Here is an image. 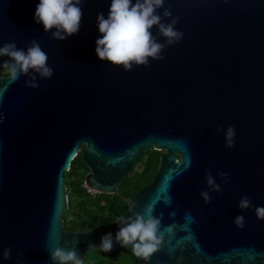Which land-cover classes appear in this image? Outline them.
<instances>
[{"label": "water", "instance_id": "95a60500", "mask_svg": "<svg viewBox=\"0 0 264 264\" xmlns=\"http://www.w3.org/2000/svg\"><path fill=\"white\" fill-rule=\"evenodd\" d=\"M38 3L0 0V47L14 42L26 51L35 39L54 73L36 74L35 89L25 86L29 76L0 77V264H53L55 247H75L82 261L102 251L105 234L64 227V175L81 153L90 169L86 185L114 194L151 150L165 152L124 215L154 202L164 247L147 264H264V220L255 215L264 207V0H165L158 14L169 9L162 22L178 18L183 38L166 45L163 60L130 71L96 55L97 14L107 18L111 0H83L78 34L62 41L35 22ZM151 31L166 43L156 26ZM9 60L0 57V67ZM229 126L236 131L230 149ZM208 171L221 191L206 204L200 193L208 190ZM218 172L228 174L227 184ZM243 196L255 207L239 209ZM237 215L245 217L243 229ZM118 231L110 232L108 253L146 264L115 243Z\"/></svg>", "mask_w": 264, "mask_h": 264}, {"label": "clouds", "instance_id": "9594fccd", "mask_svg": "<svg viewBox=\"0 0 264 264\" xmlns=\"http://www.w3.org/2000/svg\"><path fill=\"white\" fill-rule=\"evenodd\" d=\"M165 0H111L107 18L103 13L97 14V27L102 34L96 40V55L101 61H108L113 66H122L125 71H130L133 66H149V58L163 60L161 55L166 45L179 43L183 33L175 28L178 18H172L170 23H163L164 18L172 16L169 9H164L163 14H158ZM83 0H39L36 6L34 20L42 23L45 32L52 29L51 38L62 41L67 37L78 34L81 25L83 11ZM156 26L158 35L165 38L166 43L157 42V36L153 35L151 29ZM9 57L4 61L3 66L7 69L9 80L17 81L21 76H29L25 86L38 88L37 75L40 78H51L53 69L48 65V55L42 50L40 44L33 39L27 50L18 49L14 42L4 44L0 47V57ZM30 73H34L29 75ZM0 114V122L3 121ZM221 129L218 128L217 132ZM236 131L234 126H229L225 132V147L234 146ZM115 163V161H109ZM191 161L185 167L190 166ZM173 170H170V173ZM222 182L227 184L229 177L226 172H218ZM169 177L165 178V188ZM207 188L201 191L200 196L204 202L210 203L211 192L219 193L220 184H217L211 172L205 175ZM135 207V205L133 206ZM239 209L247 210L255 207L247 197H241ZM255 215L258 219L264 220V207H255ZM194 222L190 215L187 217ZM113 222L119 225V231L115 235V243L121 247H130L132 253L146 264L150 257L164 247V234L160 231L161 220L154 215V202L146 204L142 212L133 213L127 219L117 217ZM237 228L243 229L245 217L237 215L234 219ZM171 229H164L170 232ZM114 247L113 236L107 233L101 237L99 249L103 252H110ZM12 248L2 250L3 259L11 258ZM50 259L53 264H83L78 250L73 247L64 249L55 247L49 249ZM24 253L18 252V256ZM18 264L21 262L18 261Z\"/></svg>", "mask_w": 264, "mask_h": 264}, {"label": "trees", "instance_id": "16d2710c", "mask_svg": "<svg viewBox=\"0 0 264 264\" xmlns=\"http://www.w3.org/2000/svg\"><path fill=\"white\" fill-rule=\"evenodd\" d=\"M3 76L7 75L0 72V77ZM160 157L158 151L149 152L148 164L144 172L134 180L127 177L123 181L119 186V191L122 192L124 198H119L112 194L101 193H97L94 197L89 196L86 193V188L82 186L81 183L74 181V179L80 175L79 169L86 166L81 159L79 160L80 165H77V159L75 158L71 164L70 170L66 172V174H68L66 182L67 187L70 189L69 191L79 199L80 204L77 212L73 214L74 219L71 222L72 227H70L69 230L81 231L90 228L97 234H107L115 231L118 224L113 221L116 220L117 217H123L128 212L131 205H127L125 199L132 201L134 196L152 181L158 170ZM139 159L140 157L138 160ZM89 176L90 174L83 175V181L87 182ZM110 200L114 202L112 203ZM105 201H107L108 204L103 205L102 203ZM70 208L69 206L67 212ZM77 226L78 228H76ZM122 257L131 258L136 263L135 258L129 253L110 254L108 252L94 250L88 254L83 264H121L120 259Z\"/></svg>", "mask_w": 264, "mask_h": 264}, {"label": "rangeland", "instance_id": "374dc122", "mask_svg": "<svg viewBox=\"0 0 264 264\" xmlns=\"http://www.w3.org/2000/svg\"><path fill=\"white\" fill-rule=\"evenodd\" d=\"M0 72L4 73L5 75H8V71H7V69L4 66L0 67ZM151 151H153V150H151ZM151 151L143 152L140 155V159L136 162V164L134 166V169L132 170L131 174L128 177H130L132 180H134L135 178H137L140 174H142L144 172V170H145V168L147 167V164H148L149 152H151ZM158 152H159L160 156H162V154H164L165 151H158ZM76 159H77V165H80V161L79 160L81 159V153H79L77 155ZM79 172H80V175L76 179H74V181L78 182V183H81V185L84 186L86 182L83 181L84 178L82 176L90 174V169L87 166H85V167H82L81 169H79ZM64 177H65V181H66L67 177H68V174L65 173ZM66 184H67V182H66ZM69 190L70 189L67 187L68 201H69V206L71 208H70V210L68 212L65 211L64 214H63L64 227L67 228L68 230H69L70 227H72V223L71 222L74 219L73 214H75L77 212L79 204H80L79 199L76 198L74 196V194L72 192H70ZM112 195L113 196H118L119 198H124L123 195H122V192L119 191V189H118V191L116 193H114ZM110 201L112 203L114 202L112 200H110ZM125 201H126L127 205L131 204V202H132L131 200H127V199H125ZM102 204L106 205V204H108V202L105 201ZM76 228H78V226ZM76 231H79V230H76ZM100 235H103V234H100ZM120 260H121V264H135V262L131 258H128V257H122Z\"/></svg>", "mask_w": 264, "mask_h": 264}, {"label": "built area", "instance_id": "2783aa9c", "mask_svg": "<svg viewBox=\"0 0 264 264\" xmlns=\"http://www.w3.org/2000/svg\"><path fill=\"white\" fill-rule=\"evenodd\" d=\"M69 170H70V168H69ZM84 187L86 188V193H87L89 196L94 197V196L98 193V192L92 190L91 188H89V187L86 185V183H85Z\"/></svg>", "mask_w": 264, "mask_h": 264}]
</instances>
